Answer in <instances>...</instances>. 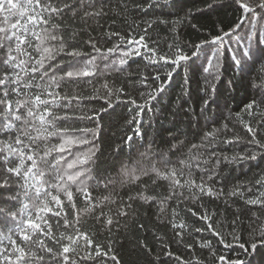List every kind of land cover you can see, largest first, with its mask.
Instances as JSON below:
<instances>
[{"label": "snow or ice", "instance_id": "obj_1", "mask_svg": "<svg viewBox=\"0 0 264 264\" xmlns=\"http://www.w3.org/2000/svg\"><path fill=\"white\" fill-rule=\"evenodd\" d=\"M0 264H264V0H0Z\"/></svg>", "mask_w": 264, "mask_h": 264}, {"label": "trees", "instance_id": "obj_2", "mask_svg": "<svg viewBox=\"0 0 264 264\" xmlns=\"http://www.w3.org/2000/svg\"><path fill=\"white\" fill-rule=\"evenodd\" d=\"M204 22L206 23V21ZM179 83H180V80L179 78H177L176 81L172 84V87L169 90V97L165 99L164 103H168L170 99L175 98V93L179 91ZM221 90L223 91V89ZM231 95L235 97L231 106L236 107L243 97V91H237V92L232 93ZM158 109H159V106H158ZM149 116H151V113H149ZM172 119L173 117L168 114L167 110H165L164 114L161 115L159 120H154L152 124V129L149 132V136L155 135L156 132H159L162 137L167 138L168 134L164 131V129L171 127L170 121ZM113 131H115V129H113L112 131L105 129L104 134L105 136H111L113 134ZM241 132H243L242 129H241ZM157 143H159V140L157 141Z\"/></svg>", "mask_w": 264, "mask_h": 264}]
</instances>
